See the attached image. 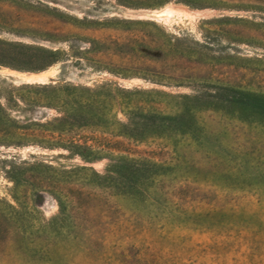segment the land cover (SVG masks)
I'll list each match as a JSON object with an SVG mask.
<instances>
[{"label":"rangeland","instance_id":"obj_1","mask_svg":"<svg viewBox=\"0 0 264 264\" xmlns=\"http://www.w3.org/2000/svg\"><path fill=\"white\" fill-rule=\"evenodd\" d=\"M120 87L264 95V0H0V264H264V114L135 142ZM122 156L156 164L140 191Z\"/></svg>","mask_w":264,"mask_h":264},{"label":"trees","instance_id":"obj_2","mask_svg":"<svg viewBox=\"0 0 264 264\" xmlns=\"http://www.w3.org/2000/svg\"><path fill=\"white\" fill-rule=\"evenodd\" d=\"M24 47L29 44L21 43ZM89 93V96H99L97 89L88 86L82 87ZM229 90V88H227ZM120 107H127L128 120H117L116 132L119 136L127 137L135 142H145L150 138L162 137L172 139L173 136L190 138L201 142V126L198 125V113L203 110H224L238 108L239 111L264 114V95L253 94L252 92L236 91L227 93L221 90L205 89L193 94L175 95L162 90L124 88L120 87ZM231 91V90H230ZM252 97L253 103H250ZM151 103L164 104L165 107L154 108ZM103 105L105 103L103 102ZM148 105V106H147ZM170 105L174 112H167L166 107ZM92 105H89L91 108ZM98 108V107H97ZM73 119L77 125L100 124L104 121H89L86 117L74 115ZM82 146L73 142L70 151L79 153ZM131 158L122 156L114 169L108 170L105 175L116 182L118 179L124 181V187L129 186L131 193L140 191L142 185L151 178L156 164L149 163V159ZM116 176H115V175ZM104 176L96 178L99 182ZM141 180V182H139ZM118 183V181L116 182ZM117 185V184H116ZM60 208L63 207L61 200H58Z\"/></svg>","mask_w":264,"mask_h":264},{"label":"bare ground","instance_id":"obj_3","mask_svg":"<svg viewBox=\"0 0 264 264\" xmlns=\"http://www.w3.org/2000/svg\"><path fill=\"white\" fill-rule=\"evenodd\" d=\"M170 7H173L172 5H168L162 9H156V10H150V14L153 18H158V19H162L164 18L165 16H167V11L169 12V8ZM169 16V15H168ZM165 19V18H164ZM42 73H38L36 76H40ZM35 76V77H36ZM38 78V77H37Z\"/></svg>","mask_w":264,"mask_h":264}]
</instances>
